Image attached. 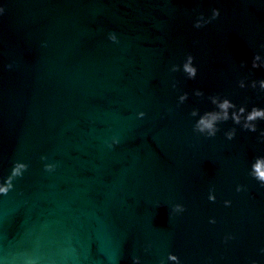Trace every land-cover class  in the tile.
Listing matches in <instances>:
<instances>
[{
	"label": "water",
	"instance_id": "1",
	"mask_svg": "<svg viewBox=\"0 0 264 264\" xmlns=\"http://www.w3.org/2000/svg\"><path fill=\"white\" fill-rule=\"evenodd\" d=\"M212 7L220 17L194 29ZM0 10V182L27 165L0 195V264H171L169 252L181 264H264V188L248 176L264 142L238 126L225 140L231 121L205 138L188 115L209 110L212 93L264 106V92L236 86L264 79L249 70L264 0H0ZM187 53L195 80L168 71ZM176 203L185 211L170 215Z\"/></svg>",
	"mask_w": 264,
	"mask_h": 264
},
{
	"label": "clouds",
	"instance_id": "2",
	"mask_svg": "<svg viewBox=\"0 0 264 264\" xmlns=\"http://www.w3.org/2000/svg\"><path fill=\"white\" fill-rule=\"evenodd\" d=\"M2 11V10H0ZM221 15V10L218 7H212L210 9V14L205 16L203 13L198 14L192 22V27L194 29H201L206 25L210 24L212 21L216 20ZM107 39L112 43H118V37L115 32L109 31L107 33ZM260 50H253L250 58V67L249 70L261 68L264 69V45L259 46ZM240 66L243 68L245 66V61L240 62ZM6 67L11 68L12 65L8 64ZM168 71L170 73L180 72L183 74L185 80H195L197 77L198 69L194 63V57L191 53L185 54L181 63H173L169 66ZM177 81L173 79L171 81V88H177ZM236 86L240 89L251 88L258 89L264 92V79H250L240 78L236 81ZM192 95L195 97H203L205 93L200 88L192 89ZM189 93L186 91H181L176 97L177 106L184 104L188 99ZM207 101L212 106L209 110L201 112L197 108H192L189 112V116L192 119V131L197 133L205 138H214L218 132L221 131V125L231 121L232 127H228L223 130L222 134L225 140L232 141L237 134V127L241 131H246L248 133H256L257 142H264V128H258V122L264 121V106L257 104H251L250 106L241 103L237 105L230 99L227 95H222L220 93H212L206 96ZM145 116L144 111H137L135 113L136 119H142ZM119 141L117 138L112 137L110 142H106L109 148H112ZM41 160H44L45 157L41 156ZM27 167L26 164L16 162L11 168L10 175L0 182V195L6 194L11 188V179L12 177L20 176ZM55 167L54 164L46 163L44 164L45 171H51ZM248 176L257 182V184L264 188V155H257L254 157L253 161L250 164L248 170ZM245 190V186L237 184L235 186L236 192H241ZM207 200L209 202H215L216 196L213 189H209L207 194ZM224 207H229L231 201L225 199L222 201ZM185 211L184 205L176 203L172 205L171 214H179ZM209 224H215L216 220L214 217H209ZM225 239H231V236H226ZM261 253H264V248L259 250ZM166 260L171 262V264H181L177 255L169 252L167 254ZM132 264H140L139 257L132 258ZM160 264H165L164 260L160 261ZM252 264H256L255 261Z\"/></svg>",
	"mask_w": 264,
	"mask_h": 264
}]
</instances>
